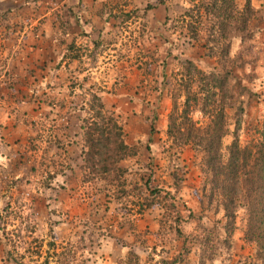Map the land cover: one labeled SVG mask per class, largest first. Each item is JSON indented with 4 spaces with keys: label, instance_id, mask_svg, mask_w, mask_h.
<instances>
[{
    "label": "rangeland",
    "instance_id": "1",
    "mask_svg": "<svg viewBox=\"0 0 264 264\" xmlns=\"http://www.w3.org/2000/svg\"><path fill=\"white\" fill-rule=\"evenodd\" d=\"M199 1L110 0L106 13L116 23L104 39L91 49L70 43L74 50L68 53L80 60L85 57L80 70L64 75L65 82L48 84L53 90L39 84L40 71L32 90H24L28 98L44 94L55 100L74 98L72 107L81 106L86 114L85 127V120L104 123L91 110L94 97H101L106 108L119 116L124 141L136 148L137 155L121 162L126 169L122 181H114L112 175L105 180L96 177L83 160L77 181L51 187L75 192L69 195L77 196L75 207L80 210L75 214L81 213L72 218V208L62 207L66 198L59 197L66 195L49 197L59 199V204H38V196H48L46 178L54 150L46 147V154H32L27 160L36 167H24L25 155L10 152L0 130V264H264V252L247 236L246 209L237 208L235 220L229 221L203 151L180 144L177 132L169 134L171 116L182 112L187 82L194 76L187 70L191 61L207 75L224 80L218 96L230 124L224 149L235 136L242 148L264 140V0H250L249 11H245L249 0H236L244 12L238 16L246 22L244 29H233L238 25L233 20L229 22L233 28L222 36L212 18L205 17L195 38L179 17ZM25 4V0H0L2 46L9 47L4 41L10 40L11 45L16 41L22 46L19 40L24 32L27 36L28 24L20 25L11 16L14 6ZM23 13L31 18L33 10L25 8ZM94 65L100 67L98 72L90 70ZM193 118L200 122L203 117L195 113ZM33 138L29 145L40 151L50 138L54 143L46 130L35 131ZM8 180L17 181L11 196L5 194L10 191ZM84 199H89L86 212ZM89 212L96 213L92 219ZM67 222L71 224L56 228Z\"/></svg>",
    "mask_w": 264,
    "mask_h": 264
},
{
    "label": "crops",
    "instance_id": "2",
    "mask_svg": "<svg viewBox=\"0 0 264 264\" xmlns=\"http://www.w3.org/2000/svg\"><path fill=\"white\" fill-rule=\"evenodd\" d=\"M25 2L27 3L25 7L14 6L12 8L14 14L11 16V19L20 25L23 22L28 24L24 30L27 31V36L25 37L24 32L22 39L19 40L22 46H17L16 41L11 45L12 40L7 41V39V42L4 41V43L9 44V47L0 44V130L3 132L1 137H4L2 140L10 152L14 149L25 155L23 164L26 165L24 167L28 165H31L32 168L36 167L28 161L30 160L28 157H31L32 154H37V152L46 154L49 151L46 147L54 150V153L51 154L53 160L49 161L51 164L48 167L49 172L47 171L49 176L46 178L48 196L47 198L38 196V204L41 201H45L47 204H59V199H50L49 197L56 196V193L66 195L59 196L60 199L66 198L61 200L62 207L65 210L71 207L73 218L75 212L80 210L75 207V202L78 201L77 196L69 195V192H75L68 188L56 191L51 187L58 182L68 187L72 179L77 181V176H79L77 170H81L84 160L83 127L86 114L81 106L72 107L75 105L74 98L64 97L55 100L48 98L45 94L40 98H28L24 90H32L36 77L40 76V71L42 79L39 84L45 88H50L48 84L55 85L56 82H61L64 79L62 77H66L64 75L68 74L69 77L73 72H78L77 69L80 70L85 57L80 60V57L73 52L68 53V50H74V44L70 43L85 44L86 47L99 44L98 39L101 41L104 39L105 32L110 31L108 28L116 23V19L108 17L109 13H106L111 8L110 0H31L30 2L25 0ZM25 8L33 10L31 18H24L23 10ZM61 11L64 12L60 18L58 14ZM78 30L79 34L77 35ZM34 69L35 75L28 77V74ZM90 70L98 72L100 67L94 65ZM28 84L31 88H28ZM19 88L22 89L21 92L14 94L13 91H17ZM53 94L58 93L55 91ZM61 96L63 93L58 97ZM44 130L54 138V143L50 138V141L44 142L42 151H40L38 147L35 149L29 143L30 141L34 142L35 131L42 133ZM37 138V143H40L41 137L37 136ZM1 158L3 159V157ZM2 164L0 162V167ZM14 181L5 183L6 186L10 185L8 187L10 191L5 193L7 196H11L15 190L17 181ZM84 200L86 203L83 205L82 211L86 212L89 207V201H87L89 199ZM79 213L81 212L75 215ZM93 214L96 213L89 212V218L92 219L91 215ZM69 220L71 221V219ZM68 224L71 223H61L56 228L61 229L63 225ZM150 224L155 227L156 222L153 218H151Z\"/></svg>",
    "mask_w": 264,
    "mask_h": 264
},
{
    "label": "trees",
    "instance_id": "3",
    "mask_svg": "<svg viewBox=\"0 0 264 264\" xmlns=\"http://www.w3.org/2000/svg\"><path fill=\"white\" fill-rule=\"evenodd\" d=\"M250 9L249 0L245 11ZM242 13L244 12H240L236 0H200L194 2L192 8L179 17V21L196 38L203 18H212L218 32L225 36L229 33V28H233L229 24L233 20L238 23L233 29L245 28L246 22L244 24L239 19ZM196 18L197 21L194 22ZM187 65L188 72L194 73V76L185 85L188 92L182 112L171 116L169 134L177 132L176 140L180 144H193L197 151H203L207 172L213 174L212 180L218 194L224 197L226 217L229 221H234L237 208L243 206L247 211L248 239L256 242L264 252V140L252 147L242 148L235 136L234 142L224 149L223 140L230 134L226 107L218 101V96L225 87L224 80L215 74L207 75L191 61H187ZM94 100L96 105L91 110L104 123L101 125L94 119L85 120L88 124L83 127L86 168L98 178L105 180V177L112 175L113 180L119 182L126 173L121 162L136 156V148L125 143L119 116L106 108L101 97L95 96ZM175 106L177 112V105ZM195 113H201L203 118L200 122L194 120Z\"/></svg>",
    "mask_w": 264,
    "mask_h": 264
}]
</instances>
